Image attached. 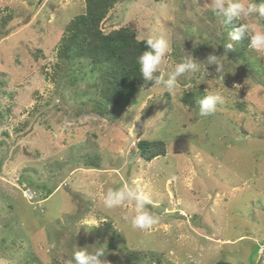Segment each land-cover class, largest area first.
Instances as JSON below:
<instances>
[{
  "label": "rangeland",
  "instance_id": "374dc122",
  "mask_svg": "<svg viewBox=\"0 0 264 264\" xmlns=\"http://www.w3.org/2000/svg\"><path fill=\"white\" fill-rule=\"evenodd\" d=\"M83 10L84 0H0V21L10 16L0 26V260L69 264L79 248L103 246L108 264H126L132 251L139 264H264V56L252 51L255 73L225 54L224 17L204 0L119 1L104 31L128 26L139 39L168 40L160 74L189 54L199 68L172 95L152 86L101 116L87 60L56 54ZM209 93L224 103L203 118L198 102ZM139 139L164 140L165 155L143 160ZM124 185L150 198L159 217L150 230L122 220L132 205L103 208L102 194ZM93 219L98 227L84 224Z\"/></svg>",
  "mask_w": 264,
  "mask_h": 264
},
{
  "label": "trees",
  "instance_id": "16d2710c",
  "mask_svg": "<svg viewBox=\"0 0 264 264\" xmlns=\"http://www.w3.org/2000/svg\"><path fill=\"white\" fill-rule=\"evenodd\" d=\"M119 1L122 0H84V10L66 23L56 51L62 61L87 60L91 71L96 74L94 86L97 98L92 103V110L101 116L110 112V106L126 109L136 101L140 90L153 86L151 82L143 81L136 62L137 57L146 50V38L139 39L136 31L128 26L109 31L101 27L109 11ZM9 18V15L1 17L0 26H4ZM235 26V23H228L224 18L223 36L232 32ZM230 43H233L235 51L232 53L241 65L257 73L259 62L248 48L247 39ZM159 74L158 71L155 75ZM134 148L145 161L166 153V143L162 139H139ZM89 162L98 166L95 157H90ZM139 261L141 254L138 251H132L125 257L126 264H139ZM153 264H159V260Z\"/></svg>",
  "mask_w": 264,
  "mask_h": 264
},
{
  "label": "clouds",
  "instance_id": "9594fccd",
  "mask_svg": "<svg viewBox=\"0 0 264 264\" xmlns=\"http://www.w3.org/2000/svg\"><path fill=\"white\" fill-rule=\"evenodd\" d=\"M204 2L215 15L224 17L228 23H235L234 30L229 33L230 41H240L246 38L248 48L257 55L264 56V27L248 22L254 17L264 18V0H261L259 5L254 0H204ZM144 43L146 50L137 57L136 61L140 75L144 82H151L163 92L172 95L179 87V78L196 72L199 68V63L189 54L188 57L176 63L171 71L155 75L170 52L169 41L152 35L148 36ZM223 47L225 54L235 51L233 43H227ZM206 61L208 65L216 66V73L224 70V65L218 62L216 55H208ZM198 103L199 116L206 118L216 112L218 104L224 103V97L219 93H209ZM100 202L106 210L123 208L126 204L132 205L131 214L123 215L122 220L133 230H150L159 221V217L152 214L147 207L151 203L150 198L128 185L118 189H108L100 197ZM84 224L92 228L98 227L100 222L93 219L84 221ZM79 249L73 253L69 264L73 262L74 264H108V261L104 259L105 247H96L92 252L87 251L86 247ZM0 264H6V262L0 260Z\"/></svg>",
  "mask_w": 264,
  "mask_h": 264
}]
</instances>
